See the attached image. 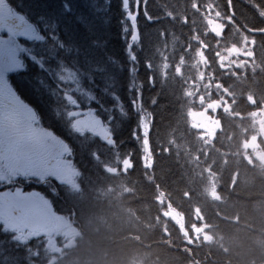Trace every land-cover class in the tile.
Returning a JSON list of instances; mask_svg holds the SVG:
<instances>
[{
  "label": "trees",
  "instance_id": "1",
  "mask_svg": "<svg viewBox=\"0 0 264 264\" xmlns=\"http://www.w3.org/2000/svg\"><path fill=\"white\" fill-rule=\"evenodd\" d=\"M210 4L221 34L202 17ZM91 7L108 25L105 83L119 97L114 139L97 142L94 157L76 150L79 189L55 210L78 231L75 245L59 254L43 246L41 254H13L5 240L0 264H264L259 5L128 0L126 12L122 0H91ZM202 111L218 122L212 136L192 121Z\"/></svg>",
  "mask_w": 264,
  "mask_h": 264
},
{
  "label": "snow or ice",
  "instance_id": "2",
  "mask_svg": "<svg viewBox=\"0 0 264 264\" xmlns=\"http://www.w3.org/2000/svg\"><path fill=\"white\" fill-rule=\"evenodd\" d=\"M98 11L91 0H0V230L19 244L55 218L53 199L25 188L58 196L78 175L77 148L94 157L114 139L119 97L105 83L112 56Z\"/></svg>",
  "mask_w": 264,
  "mask_h": 264
},
{
  "label": "rangeland",
  "instance_id": "3",
  "mask_svg": "<svg viewBox=\"0 0 264 264\" xmlns=\"http://www.w3.org/2000/svg\"><path fill=\"white\" fill-rule=\"evenodd\" d=\"M195 125L198 129H200L204 135L212 136L215 130L218 128V123L209 118L205 113L195 114L193 116ZM250 146H255V142H251ZM258 160L261 163H264V156L262 154L258 155ZM52 221H57L56 218L50 219ZM50 230V229H49ZM56 231L59 235L60 241L57 240L56 237H50L49 250L52 253H56L61 251L62 249L70 248L74 245V240L77 236V232L74 228L71 227L67 221L63 219H59V222H56V227L52 230ZM198 237H203V234ZM61 242V244H59Z\"/></svg>",
  "mask_w": 264,
  "mask_h": 264
},
{
  "label": "flooded vegetation",
  "instance_id": "4",
  "mask_svg": "<svg viewBox=\"0 0 264 264\" xmlns=\"http://www.w3.org/2000/svg\"><path fill=\"white\" fill-rule=\"evenodd\" d=\"M52 123H53V126H55L54 118L52 119ZM57 130L59 132L63 133V129H59L58 128ZM58 187H60V194L58 196H52L51 193H48L47 189L43 185L38 184V183H33L30 188H25V190L26 191H28V190H36V191H39L41 193H45V194L49 195L50 198L53 199L54 208H56L60 203H62V205H66V200L64 199L65 198L64 195L67 194L68 190H70V191L73 190V183L70 184V185H58ZM55 218L58 221L59 218H62V217H60L59 215L55 214ZM55 224L56 223L54 221L49 220V221H47L45 227L38 229V234L36 235L35 238H41L44 246H46L47 235H51V231L48 234L46 230H47L48 227H49L50 230H52V228L55 227ZM3 234H4V231L0 230V237H2ZM48 241H49V239L47 240V242Z\"/></svg>",
  "mask_w": 264,
  "mask_h": 264
}]
</instances>
